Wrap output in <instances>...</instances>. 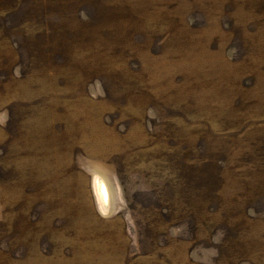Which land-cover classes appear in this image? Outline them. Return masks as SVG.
I'll use <instances>...</instances> for the list:
<instances>
[{"label":"rangeland","instance_id":"1","mask_svg":"<svg viewBox=\"0 0 264 264\" xmlns=\"http://www.w3.org/2000/svg\"><path fill=\"white\" fill-rule=\"evenodd\" d=\"M0 264H264V0H0Z\"/></svg>","mask_w":264,"mask_h":264},{"label":"bare ground","instance_id":"2","mask_svg":"<svg viewBox=\"0 0 264 264\" xmlns=\"http://www.w3.org/2000/svg\"><path fill=\"white\" fill-rule=\"evenodd\" d=\"M102 193H103V191H102Z\"/></svg>","mask_w":264,"mask_h":264}]
</instances>
